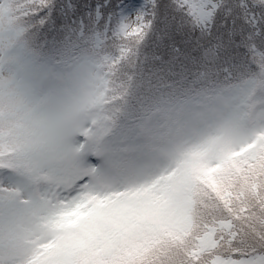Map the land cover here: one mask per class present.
<instances>
[{"label": "snow or ice", "instance_id": "obj_1", "mask_svg": "<svg viewBox=\"0 0 264 264\" xmlns=\"http://www.w3.org/2000/svg\"><path fill=\"white\" fill-rule=\"evenodd\" d=\"M0 264H264V0H0Z\"/></svg>", "mask_w": 264, "mask_h": 264}, {"label": "trees", "instance_id": "obj_2", "mask_svg": "<svg viewBox=\"0 0 264 264\" xmlns=\"http://www.w3.org/2000/svg\"><path fill=\"white\" fill-rule=\"evenodd\" d=\"M93 2H95V0H93Z\"/></svg>", "mask_w": 264, "mask_h": 264}]
</instances>
